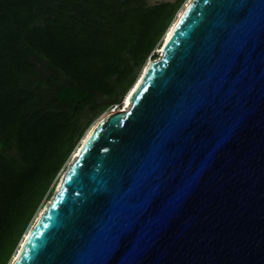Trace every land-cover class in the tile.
Segmentation results:
<instances>
[{"label": "water", "instance_id": "water-1", "mask_svg": "<svg viewBox=\"0 0 264 264\" xmlns=\"http://www.w3.org/2000/svg\"><path fill=\"white\" fill-rule=\"evenodd\" d=\"M160 47L13 264H264V0H192Z\"/></svg>", "mask_w": 264, "mask_h": 264}, {"label": "trees", "instance_id": "trees-1", "mask_svg": "<svg viewBox=\"0 0 264 264\" xmlns=\"http://www.w3.org/2000/svg\"><path fill=\"white\" fill-rule=\"evenodd\" d=\"M185 1L0 0V264L85 135L80 115L100 95L123 104Z\"/></svg>", "mask_w": 264, "mask_h": 264}, {"label": "rangeland", "instance_id": "rangeland-1", "mask_svg": "<svg viewBox=\"0 0 264 264\" xmlns=\"http://www.w3.org/2000/svg\"><path fill=\"white\" fill-rule=\"evenodd\" d=\"M161 1H163V0H145V6H146V7H153V6L157 5L158 3H160ZM186 1H187V0H186ZM186 1H185V3L183 4V6L181 7L180 10L183 9V7L185 6V4L187 3ZM152 55H153V54H152ZM152 55H151V56H152ZM151 56H149V57L147 58L146 63H145L143 66L137 68L136 71H140L138 77L140 76L143 67L148 63V61L150 62V61H154V60H156V59H152ZM121 92H122V90H120V91L118 92V94H120ZM126 94H127V93H126ZM113 99H114V97H111V96H103V95H100V96L96 99V101H97V103H98L97 108H96V109L88 108V110H86L85 112H83V113L80 115V120H81V122H82L83 125H85L87 122L90 121V125H89V127L87 128L86 133H87V131L89 130V128H90V127H91V126L97 121V119L102 118L105 114L111 112L113 109H119L120 107H122V105H123V104H122V103H123V99H122V101L120 102V103L122 104L121 106H120L119 104H114V103H112ZM102 108H104V109L101 111ZM100 111H101V112H100ZM86 133H85V134H86ZM81 140H82V139H81ZM81 140H80L79 143H78L79 145H80ZM79 145L77 146L76 150L78 149ZM76 150H75V152L73 153L72 157L76 154ZM72 162H73V158H71V159L67 162L66 167H65L64 169H62V170L60 171V173L58 174V177H57V179H56V183H55L54 188H53V190H52L51 196H50L47 200H45V202H44V203L38 208V210H37V212H36V214H35L33 220H32L31 223L29 224V227H28L27 230H29V229L32 227V225H33V223L35 222V219H36V217L38 216L40 210L46 208L47 205L49 204V202H50V201L52 200V198L54 197L55 193H56L57 190H58V186H59L60 182L62 181L61 179L63 178V176H64L65 173L67 172V170H68V168H69V166H70V164H71ZM27 230H26V231H27ZM26 231H25V233H26ZM23 235H24V234H23ZM22 237H23V236H22ZM20 242H21V240H20ZM15 254H16V253H15Z\"/></svg>", "mask_w": 264, "mask_h": 264}, {"label": "bare ground", "instance_id": "bare-ground-1", "mask_svg": "<svg viewBox=\"0 0 264 264\" xmlns=\"http://www.w3.org/2000/svg\"><path fill=\"white\" fill-rule=\"evenodd\" d=\"M191 1H192V0H187V3H186L185 6L183 7V9L178 13V15H177V19L182 15L183 11L186 9V7H188V5L190 4ZM177 19L174 21V23H172V25L170 26V28H169L168 31L166 32V34H165V36H164V41L169 39V37H170V35H171V33H172L174 27H175V23H176ZM159 49H161V47H160ZM161 51H162V50H161ZM149 63H150V62L148 61V63H147V64L145 65V67L143 68V70H142L140 76L138 77L137 81L135 82V84L133 85V87L128 91L126 97H125L124 100H123V106L120 107V109H125V110H127L128 108H130V106H131V100H130V99H131V96H132V94L134 93L135 89L138 87L139 83L141 82V79H142L143 73L146 71V69H147ZM123 107H124V108H123ZM117 110H118V109H114V110H112L111 112H117ZM109 113H110V112H109ZM109 113H107V114H109ZM107 114H105L104 116H106ZM104 116H103V117H104ZM103 117H102V118H103ZM102 118L97 119V121H96V122H95V123L89 128V130L87 131V133L85 134V136H84L83 139L81 140V143H80L78 149L76 150V154L72 157V158H73V161H74V159L78 156L82 144L85 142V140L87 139V137L89 136V134L92 132V130L96 127V125L99 123V121H100ZM61 180H62V179H61ZM60 183H61V182H60ZM59 185H60V184H59ZM58 187H59V186H58ZM45 209H46V208L40 210V212H39L38 216L36 217L35 222L33 223L32 227H33L34 224L38 221V219L41 217V215L43 214V212L45 211ZM32 227H31V228H32ZM31 228L26 232V235H25L24 239L22 240L21 245H20V247H19V249H18L19 251L16 252V254H15L14 257L12 258L10 264H13L14 261L17 259L18 255H19V253H20V251H21V248H22V247L24 246V244H25V242H24L25 239H27V238L29 237V232H30Z\"/></svg>", "mask_w": 264, "mask_h": 264}, {"label": "built area", "instance_id": "built-area-1", "mask_svg": "<svg viewBox=\"0 0 264 264\" xmlns=\"http://www.w3.org/2000/svg\"><path fill=\"white\" fill-rule=\"evenodd\" d=\"M156 53L158 54V59L161 57L162 53H161V49H157ZM157 60V59H156ZM123 106V105H122ZM124 108V107H123ZM114 110V109H113Z\"/></svg>", "mask_w": 264, "mask_h": 264}]
</instances>
